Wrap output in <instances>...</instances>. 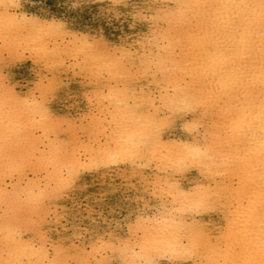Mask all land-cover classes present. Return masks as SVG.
<instances>
[{
    "label": "bare ground",
    "instance_id": "6f19581e",
    "mask_svg": "<svg viewBox=\"0 0 264 264\" xmlns=\"http://www.w3.org/2000/svg\"><path fill=\"white\" fill-rule=\"evenodd\" d=\"M75 1L96 10L89 27L47 8L30 13L24 0H0V264H139L167 252L170 243L186 244L178 237L194 225L221 238L213 245L223 250L209 245L201 253L203 264L241 259L231 251L236 244L244 258L250 248L258 252L264 194L259 26L246 47L230 37L231 21L258 15L245 6L260 0ZM5 3L18 7L6 9ZM236 53L251 55L244 69ZM29 57L36 68L33 85L18 90L13 67ZM133 64L151 69L133 89L137 95L157 93L165 81V95L178 103L195 93L208 105L202 123L209 139L203 130L181 127L168 151L177 158L182 144L196 140L212 149L214 171L229 186L236 178L220 211L178 219L162 208L139 215L153 209L161 193L159 203L175 200L180 207L194 202L197 191L195 184L172 190L167 173L156 174L151 156L130 158L151 124L148 110L129 108L132 93L122 91ZM249 80L254 91L242 101ZM110 155L119 161L109 162ZM25 162L29 167L22 171ZM198 177L195 171L191 179ZM130 225L137 231L129 233Z\"/></svg>",
    "mask_w": 264,
    "mask_h": 264
},
{
    "label": "snow or ice",
    "instance_id": "6c2138e0",
    "mask_svg": "<svg viewBox=\"0 0 264 264\" xmlns=\"http://www.w3.org/2000/svg\"><path fill=\"white\" fill-rule=\"evenodd\" d=\"M8 9L11 7H18L17 5H9L7 3L2 5ZM183 7V6H177ZM245 7L254 9L258 15H251L246 19L236 17L231 21L232 35L230 41L238 44L239 46L246 47L250 42V38H254L256 32L253 30L258 24L259 26V61L261 64V77H260V93H259V106H260V128L259 139L261 144V158L264 161V0H260L258 4H249ZM60 27H63L62 25ZM184 27H188L187 24ZM191 30V29H189ZM102 44L103 42L100 41ZM163 51V50H162ZM235 52V49H233ZM235 59L238 60L241 69L246 67L249 60L252 59L250 54L240 55L235 54ZM55 70V67H53ZM151 71L146 65H135L127 69V77L125 80V86L122 90L124 93H132V96L128 97L129 108L141 111L147 109L150 114V132L147 138H141L140 143L136 146L137 151L130 153V158L135 160L137 156L147 158L151 156L157 162L156 174L167 173L168 181L172 190H179L181 187H188L192 184L196 185L197 197L194 202L190 204H183L180 207L177 206V201L172 200L169 204L167 200L163 204L159 203V200H164L163 193L158 197V201L153 209L145 207L139 211V215L143 217L150 211H157L162 208L164 215H171L174 218L187 214L189 212H203V211H220L221 201L226 197L233 194V188L235 186L236 178H232V185H227V177L214 171V166L211 161L216 159L212 155V149L210 147L205 148L201 145L199 140L194 141L191 144H182L183 151L177 158H172L169 153L170 148L175 147V142L171 139L173 134L178 129L183 127L186 131L199 132L203 130L204 140L209 139V131L207 125L202 123L209 117V110L207 104H201L199 97L193 93L190 97L185 98L182 103H178L171 95H165L164 84L165 81H161L158 86L157 93L150 95L139 96L133 89H139L140 85L144 83L146 74ZM159 73H157V78ZM148 79H152L148 76ZM209 94L215 92L214 88L206 89ZM171 91L169 85V93ZM254 91V85L249 80L246 85V95L240 97L242 101L248 100V92ZM43 107V105H41ZM214 115V114H213ZM83 120L87 122L89 117H83ZM62 126V125H61ZM90 129H85V132ZM79 131V130H78ZM215 139V137H213ZM155 149V150H153ZM109 162L115 163L119 161V156H109ZM29 164L25 162L21 170H27ZM198 171L199 177L197 180H192V174ZM261 174V180L264 181V163L259 169ZM215 184V187L213 186ZM159 192L160 189L158 188ZM187 195V193H185ZM168 197L171 198V191L168 192ZM260 220H261V233L259 251L255 248H250L247 254V258H244L242 252V245L236 244L232 248V252L240 255L242 258L239 260H230L224 262V264H264V194L261 196V205L259 208ZM223 225V221H221ZM191 233H186L184 236L178 237L180 241L187 240V243L169 244L167 252L153 253L145 259H141L139 264H203L201 259L202 251L209 245H213L215 240L216 245L221 244L220 237H214L212 233L207 230H202L197 226H193ZM224 231L223 227L220 229ZM137 231L136 225H130L129 233ZM31 229H29L28 235H32ZM138 234V233H137ZM23 236V233H22ZM222 247L217 248L213 245V251H222ZM59 254V250L57 249ZM167 257L162 259L161 257ZM15 264H25L21 259L15 262ZM52 264H63L60 260H54ZM112 264H121V261L114 260ZM128 264V262H124ZM135 264V262H133Z\"/></svg>",
    "mask_w": 264,
    "mask_h": 264
},
{
    "label": "rangeland",
    "instance_id": "374dc122",
    "mask_svg": "<svg viewBox=\"0 0 264 264\" xmlns=\"http://www.w3.org/2000/svg\"><path fill=\"white\" fill-rule=\"evenodd\" d=\"M24 2L25 8L30 13H37L40 8H47L49 12L61 13L65 15L67 20L78 23L82 27H89L97 20L95 9L81 6L75 0H24ZM31 60L30 57L26 58L25 61L13 67V72L16 74V88L18 90H26L29 86L33 85L32 77L36 68H34L35 66Z\"/></svg>",
    "mask_w": 264,
    "mask_h": 264
}]
</instances>
